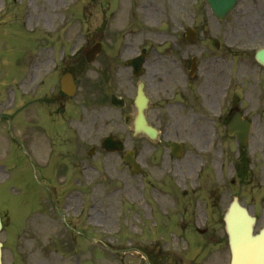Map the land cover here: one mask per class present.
<instances>
[{
    "label": "rangeland",
    "instance_id": "obj_1",
    "mask_svg": "<svg viewBox=\"0 0 264 264\" xmlns=\"http://www.w3.org/2000/svg\"><path fill=\"white\" fill-rule=\"evenodd\" d=\"M6 1L0 0L4 264H225L229 254L223 250L227 242L223 222L216 226L217 237L210 242L207 237L212 233L200 237L196 230L204 224L197 203L198 161L193 148L197 129L191 133L194 143L188 140L189 146L181 131L162 132L156 142L134 136L132 125L125 119L135 111L133 92L125 97L121 109L106 111L101 122L91 124L86 116V62L80 64L72 53L86 42L89 31L95 38L105 33L107 52L116 53L120 41L150 28L136 24L134 0H94L90 5L92 0H78L67 8L60 7L63 0ZM186 1L168 0L162 6L159 1L147 13L153 22L151 36L158 52L153 70L158 75H164L161 71L167 69L172 57H181L178 49L183 48V31L176 22L188 21L193 26L210 20V27L216 31L204 0ZM251 3L241 0L227 19L237 32L231 40L237 42L239 70L255 63L254 50L264 43L260 35L264 22L255 18V13L261 16V12ZM205 32L200 27L198 43L188 46L189 67L197 57L203 68V57L209 54H202L209 42ZM112 40L117 44H111ZM133 53V49L124 50L122 62ZM69 66H73L79 84L72 99L60 94L58 85ZM246 73L247 81L255 85V74L244 69L238 90ZM195 84H191L194 93ZM252 89L255 98L261 89L256 85ZM175 105L179 121L193 122L186 118L187 108L182 103ZM179 108L185 110L184 115ZM153 113L151 110L150 118ZM109 134L124 139L125 148L136 151L142 174H134L123 161L124 151L107 153L100 149L101 140ZM171 140L186 143L182 159L171 156ZM91 147L96 148L92 156ZM72 193L75 199L67 204ZM136 248L144 250L145 259Z\"/></svg>",
    "mask_w": 264,
    "mask_h": 264
},
{
    "label": "flooded vegetation",
    "instance_id": "obj_2",
    "mask_svg": "<svg viewBox=\"0 0 264 264\" xmlns=\"http://www.w3.org/2000/svg\"><path fill=\"white\" fill-rule=\"evenodd\" d=\"M250 1L252 8L261 12V16L255 13L258 23L262 20L264 22V0ZM157 4L158 0H134L139 22L150 23L147 13L156 8ZM206 6L208 9L204 6L205 11L210 13V7L207 4ZM201 7L203 6L198 9ZM253 15L252 13L251 16ZM212 22L215 24V32L210 27V20H202L200 23L201 29L206 31L204 37L210 41L203 47V51L209 54L203 59V68L198 69L193 77L188 76L187 68L181 63L182 59L189 56L187 48L181 50L179 58L171 55L168 71H161L164 75H158L153 70V66H156L157 50L150 31L144 34L137 32L130 43L126 44V50L133 49L137 56L145 50L143 80L150 99L149 109L154 110L153 117L150 118V114L147 116L150 123L161 126L165 133L181 131L187 141L192 140L191 133L197 129V142L193 147L199 162L202 219L209 222L224 220L231 203L237 201L248 209L255 217L256 225L261 224L262 228L264 68L247 69L255 73L254 83L261 89L255 96L256 99L252 89L255 85L247 81V73L243 75L241 88L238 90L239 78L242 76L240 72L244 68L238 70L234 59L236 41L231 40V37L233 34L237 35L236 29L231 28L230 20ZM176 24L180 28L188 27V21H178ZM260 28V35L264 37V26ZM103 40V36L96 40L90 38L86 50L91 51L101 41L100 52L91 63H87L86 104L91 124L101 122L103 114L110 108H119L124 103L122 95L127 94L140 80L133 75L131 67L119 63L123 51L107 52L109 45ZM192 82H196V93ZM192 90L193 93L186 100L185 97ZM177 103H182L183 108H187L186 118H192L193 122L185 123L183 119L179 121V114L175 109ZM179 112L185 114V110L181 108ZM177 121L183 124L179 125ZM209 231L212 232L210 237L217 234L216 229L208 228L205 229V234Z\"/></svg>",
    "mask_w": 264,
    "mask_h": 264
},
{
    "label": "water",
    "instance_id": "obj_3",
    "mask_svg": "<svg viewBox=\"0 0 264 264\" xmlns=\"http://www.w3.org/2000/svg\"><path fill=\"white\" fill-rule=\"evenodd\" d=\"M217 15H222L230 11L237 0H208ZM257 58L264 62V49L258 51ZM63 88L66 92L72 94L75 91V85L68 79L63 78ZM140 102V103H139ZM146 98L144 94L138 96L137 105L139 106L140 115L135 121V129L142 130L149 136L154 137L155 130L148 126L143 110L145 108ZM104 146L107 149L121 150L122 142L114 141L111 137L104 140ZM125 160L128 161L133 170H137V163L133 153L126 155ZM238 214V215H236ZM254 219L245 214L243 209H233L226 219L227 231L230 237L232 247V264H264V231L258 235L253 234ZM2 222L0 217V231ZM0 264H2V242L0 241Z\"/></svg>",
    "mask_w": 264,
    "mask_h": 264
},
{
    "label": "bare ground",
    "instance_id": "obj_4",
    "mask_svg": "<svg viewBox=\"0 0 264 264\" xmlns=\"http://www.w3.org/2000/svg\"><path fill=\"white\" fill-rule=\"evenodd\" d=\"M75 193H72L69 195V197L67 198V204H71L72 200L75 199Z\"/></svg>",
    "mask_w": 264,
    "mask_h": 264
}]
</instances>
